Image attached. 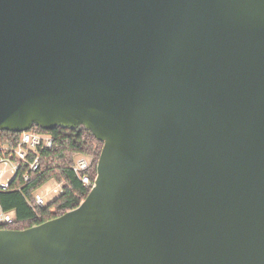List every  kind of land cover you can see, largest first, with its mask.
<instances>
[{
    "label": "water",
    "instance_id": "1",
    "mask_svg": "<svg viewBox=\"0 0 264 264\" xmlns=\"http://www.w3.org/2000/svg\"><path fill=\"white\" fill-rule=\"evenodd\" d=\"M57 127L94 188L0 264H264V0H0V131Z\"/></svg>",
    "mask_w": 264,
    "mask_h": 264
},
{
    "label": "trees",
    "instance_id": "2",
    "mask_svg": "<svg viewBox=\"0 0 264 264\" xmlns=\"http://www.w3.org/2000/svg\"><path fill=\"white\" fill-rule=\"evenodd\" d=\"M52 136L50 148L28 150L26 162H21L19 169L7 192L0 193V212L12 217L11 224H0V230L22 231L41 225L77 208L89 194L71 167L79 155L91 157L92 162L89 176L95 181L96 166L103 144L83 127L68 130L57 127L51 131H44ZM21 138V133L0 131V159L8 158L10 151L15 149ZM38 158V167L30 172L28 164ZM28 174V181L23 176ZM54 181L62 185V194L42 208L32 209L30 200L32 195L46 183Z\"/></svg>",
    "mask_w": 264,
    "mask_h": 264
},
{
    "label": "built area",
    "instance_id": "3",
    "mask_svg": "<svg viewBox=\"0 0 264 264\" xmlns=\"http://www.w3.org/2000/svg\"><path fill=\"white\" fill-rule=\"evenodd\" d=\"M37 128L30 131L21 133V138L15 149L10 151L8 158L0 159V193L9 190L10 183L15 177L21 162H26L27 151H35L37 148H50L53 143V138L50 134L39 132ZM91 157L79 155L75 158L74 164L71 167L72 172L75 174L79 182L91 191L94 188V181L90 179L89 170L91 166ZM38 167V158L28 164L30 172H33ZM29 179L28 174L23 176V181L27 182ZM54 182V181H53ZM62 185L55 182V187L50 191L53 196L51 201L62 194ZM47 195V194H46ZM30 207L32 209L42 208L46 205L43 196L38 191L32 195L30 200ZM12 217L9 214L0 212V224H11Z\"/></svg>",
    "mask_w": 264,
    "mask_h": 264
},
{
    "label": "rangeland",
    "instance_id": "4",
    "mask_svg": "<svg viewBox=\"0 0 264 264\" xmlns=\"http://www.w3.org/2000/svg\"><path fill=\"white\" fill-rule=\"evenodd\" d=\"M55 187V182L50 181L46 183L42 188L38 190V193L43 196L44 202L47 204L51 201L53 196L50 194V191ZM47 194V195H46Z\"/></svg>",
    "mask_w": 264,
    "mask_h": 264
}]
</instances>
